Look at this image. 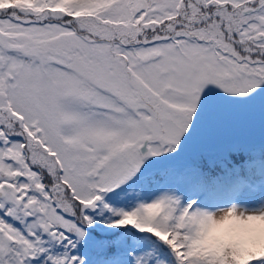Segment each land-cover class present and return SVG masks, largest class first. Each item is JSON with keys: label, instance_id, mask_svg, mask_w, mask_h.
Segmentation results:
<instances>
[{"label": "snow or ice", "instance_id": "6c2138e0", "mask_svg": "<svg viewBox=\"0 0 264 264\" xmlns=\"http://www.w3.org/2000/svg\"><path fill=\"white\" fill-rule=\"evenodd\" d=\"M0 264H264V0H0Z\"/></svg>", "mask_w": 264, "mask_h": 264}]
</instances>
